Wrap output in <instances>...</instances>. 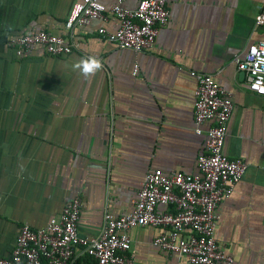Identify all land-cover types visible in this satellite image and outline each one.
Wrapping results in <instances>:
<instances>
[{
    "label": "crops",
    "instance_id": "crops-1",
    "mask_svg": "<svg viewBox=\"0 0 264 264\" xmlns=\"http://www.w3.org/2000/svg\"><path fill=\"white\" fill-rule=\"evenodd\" d=\"M139 1L123 6L134 10ZM263 1L169 0L153 47L135 53L99 35L116 30L112 15L67 29L75 0H0V258L10 256L21 226H46L73 198L81 202L79 235L92 238L106 214L131 212L148 172L197 174L211 123L195 133V73L230 94L223 152L247 165L217 208L216 240L232 264H264V96L247 89L234 63L264 41V25H255ZM39 31L75 47L53 57L35 46L18 58L9 41ZM87 55L103 66L90 79L71 68ZM160 233L128 231L134 264H184L153 245Z\"/></svg>",
    "mask_w": 264,
    "mask_h": 264
},
{
    "label": "built area",
    "instance_id": "built-area-1",
    "mask_svg": "<svg viewBox=\"0 0 264 264\" xmlns=\"http://www.w3.org/2000/svg\"><path fill=\"white\" fill-rule=\"evenodd\" d=\"M125 0H115L107 8L99 0H75L66 28L85 27L93 21L106 22L112 15L117 20L115 31L99 28V35L121 50L141 53L151 49L159 30L169 19V0H140L134 10L126 9ZM255 25H264V1L255 15ZM21 58L35 46L49 56H68L74 44L67 38L45 31L23 34L9 41ZM237 69L245 73L247 89L264 96V41L251 44L242 56L234 59ZM138 72L134 67L133 75ZM194 124L195 133L210 122L204 151L197 157V174L148 172L142 182L131 212L106 214L96 237L80 236L81 202L73 198L58 217L46 226L33 229L20 227L14 248L0 264H134L128 231L133 228H159L153 245L184 264H232L233 258L221 248L215 237L219 220L217 208L228 199L244 176L247 165L241 159L223 152L227 125L232 114L231 96L210 75H196ZM170 206L172 211H158ZM88 262H79L81 258Z\"/></svg>",
    "mask_w": 264,
    "mask_h": 264
},
{
    "label": "clouds",
    "instance_id": "clouds-1",
    "mask_svg": "<svg viewBox=\"0 0 264 264\" xmlns=\"http://www.w3.org/2000/svg\"><path fill=\"white\" fill-rule=\"evenodd\" d=\"M102 63L95 55H87L74 61L71 68L84 79H90L102 70Z\"/></svg>",
    "mask_w": 264,
    "mask_h": 264
},
{
    "label": "trees",
    "instance_id": "trees-1",
    "mask_svg": "<svg viewBox=\"0 0 264 264\" xmlns=\"http://www.w3.org/2000/svg\"><path fill=\"white\" fill-rule=\"evenodd\" d=\"M89 260H90L89 258H87V257L85 258V257H84V258H81V259L79 260V262H82V261H83V262H88Z\"/></svg>",
    "mask_w": 264,
    "mask_h": 264
},
{
    "label": "water",
    "instance_id": "water-1",
    "mask_svg": "<svg viewBox=\"0 0 264 264\" xmlns=\"http://www.w3.org/2000/svg\"><path fill=\"white\" fill-rule=\"evenodd\" d=\"M241 75L245 76V73L244 72H241Z\"/></svg>",
    "mask_w": 264,
    "mask_h": 264
}]
</instances>
